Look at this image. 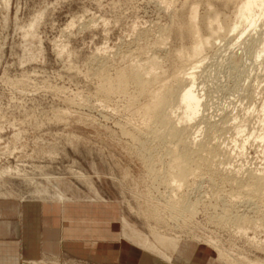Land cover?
<instances>
[{
    "label": "rangeland",
    "instance_id": "rangeland-1",
    "mask_svg": "<svg viewBox=\"0 0 264 264\" xmlns=\"http://www.w3.org/2000/svg\"><path fill=\"white\" fill-rule=\"evenodd\" d=\"M239 4L240 0H0V137L14 153L0 163V197L116 199L123 209V235L130 232L126 219L148 235L157 230L180 241L207 244L223 264L264 262V204L247 202L246 191L220 179L219 192L209 190L207 182L187 187L196 212L181 220L172 218L167 205L170 188L162 176L152 174L149 148L140 144L148 138L138 132L144 125L142 105L152 99L148 94L161 82H172L185 65L181 64V55L193 45L186 27L190 8L195 5L201 35L208 36L205 20L212 18L219 19L222 33L221 38H215V45L204 51L203 65L197 69V88L205 103L192 121L194 136L202 139L209 134L212 139L207 142H226L230 149L233 145L236 159L232 168L264 167V150L259 142L247 146L243 155L237 154L242 150L234 144L236 137H242L235 136L232 117L259 105L264 95V62H253L255 49L249 43L252 33L247 31L240 37L239 31L233 33L231 29ZM39 13L37 37L29 38L24 33ZM154 56L160 59L155 68L158 76L149 86L153 91L149 88L148 98L139 95L134 85L109 97L102 94L100 88L108 77L116 84L120 72L147 63ZM252 119L250 129L259 126ZM220 120L219 128L225 135L219 131L220 137L214 135L218 138L213 139L208 126ZM223 122H228L225 127ZM15 132L20 136L15 138ZM150 143L146 145L151 150L157 148ZM159 165L155 167L159 169ZM8 167L13 168L12 173H4ZM229 192L235 195L230 202ZM226 201L232 206L229 212L224 210ZM240 217L243 226L236 221ZM44 258L38 264H67Z\"/></svg>",
    "mask_w": 264,
    "mask_h": 264
},
{
    "label": "bare ground",
    "instance_id": "bare-ground-1",
    "mask_svg": "<svg viewBox=\"0 0 264 264\" xmlns=\"http://www.w3.org/2000/svg\"><path fill=\"white\" fill-rule=\"evenodd\" d=\"M167 1L170 2V0H167ZM207 2H208V0H207ZM5 3H6V1H5ZM7 3H8V1H7ZM172 4H173V2H172ZM167 5H169V4H167ZM190 9H191L190 18H188L190 23H189V25H187L188 28L186 27V31L188 32L189 36L191 35V37H192L191 40H193V45L189 51H185L182 53L181 56L183 58V61H181V64H182V62L183 63L185 62L184 63L185 65L183 67H181V70H179V72H177L178 73L177 75L175 74V76H174L175 78L173 77L174 80L172 82L166 83L167 81L163 80L165 83L161 82L158 87L156 86V89H154L155 91L153 93L148 94L150 92L149 88H151V90H152V87H149V86H153L152 84L154 83V81H156L153 79H156L157 78L156 76H158L157 72L155 73V71H156L155 68L159 66L158 60H160V59H157L156 58L157 56H154L152 58L150 57V59L148 58V60H150V61H147V63L145 62L146 64L140 63V64H143V65H140V64H137V62H136V64H137L136 67L133 66V68H131V69L129 68L130 70L124 69L125 71H122V72L119 71L120 73L117 72V73H119L118 74L119 77H118V81L116 80L117 81L116 84L112 83V82H114L113 79H111V82H110L109 77H108V80L105 77L107 82L105 83L102 80L104 82V84L100 88V91L102 92V94L104 93L105 97H109V96L113 95L115 92H118V90H119V93H123L126 90V88L128 89V87L131 85L132 86L134 85V87H136V89H138L139 95L145 94V96H146V93L148 94V96L151 95L152 99L150 98L151 99L150 101L147 100L148 102H146V103L144 102V104L142 105V108H141L142 109L141 112H143V115H142L143 121L142 122L144 124V125H142L143 126L142 129H144V131L142 129L140 131L138 130V132H140V135L142 132L145 134L144 135L142 133V135H144L145 137L147 135L148 140L145 139L147 142H141L140 144L143 145L144 147L146 146V149L149 148V150L148 151L146 150V151L149 152L148 154H150V155H148V156H150V158L148 156L147 157L150 159V160L148 159V161H150L149 165H150V169H151L152 174L155 173L154 174L155 176H160V177L162 176L165 179V182L168 183L167 188H170V190H169L170 193L168 194L169 200L167 199L168 201L167 200L166 201L168 203L167 205H168L170 211L172 212L171 213L173 216L172 218H175L177 220L178 219L181 220V218L182 219L185 218L186 215L188 216L190 213L196 212L195 209H197L196 208L197 206L195 207V204L193 203V201H191L189 199L186 191L188 189L187 187H189L190 185L191 186L192 185L197 186L198 183L204 184V182L205 183L207 182L206 184H209L210 185L209 187H211V189H209V190L213 189V190H215L213 192H216V190H218V192H219V191H222L220 189L221 188L220 186L222 184L219 185V182H221L220 179H222V182L225 181V183L229 182V183L238 185L239 187H241L240 190H242L244 192L246 191V193H247L246 195H248L247 196V199H248L247 202H250L251 204L255 203L256 206L257 205L260 206V205L264 204V167L263 168H257L258 167L257 166L256 168H253L251 166L244 167L245 166L244 165L242 167L238 166V169H236L237 167L232 168V165L234 164L233 162H235V159H236V152H235L236 149L235 150L233 149L234 148L233 145H231L232 149H230L229 145L228 146H227V144L225 145L226 142L225 143H223L221 141L220 142L218 141L215 143H214V141H211L212 143L207 142L208 139H210L209 134H208L209 138H208V136L207 137L205 136L207 138L206 141H205L206 138L201 137L202 139H198L197 136L196 137L194 136L196 131L195 130H194L195 132L192 131L194 128L192 121L197 119V117L199 116V114L202 110L201 107L203 108L204 106H202V105H204L203 103H205V102H202L203 99H202V95L200 94L201 92L199 91L200 89L197 88V86H198L197 84H199L196 81L197 69L202 67L200 64L203 65V61L205 59V58H203L204 51L210 45H212L213 42H215L214 40H216L218 37L221 36L219 34L222 33V32H220V29L222 28L221 27L222 24H220V21L218 18H216V19L212 18V19L205 20V29L207 31L208 36H206V37L202 36L201 33L199 32V25H198L199 14H198L197 6L194 5V7L190 8ZM40 15L41 14L39 13V15L34 16L32 21L29 22L30 23L29 26L27 25L29 27V30H27V32L24 33V34H26L27 37L34 38L36 36V28H37L38 23H39ZM236 17H237V19L235 18V20H237V21L236 22L234 21L235 22V23H233L234 26H233V28L231 27L232 32L234 33V32L239 31L240 37H242L247 31H250L249 34L252 33L251 34L252 39H251V41H249V43L251 42L252 43L251 46L255 49L254 52H252V53H254L253 54V62L255 60L254 64H258V63L261 64L262 62H264L263 61L264 60V0H240V4L238 5V8L236 10ZM241 27H243V28H241ZM259 28H261V29H259ZM231 29H229V30L231 31ZM258 29H259V31H257ZM23 30H24V28H23ZM217 35H219V36H217ZM242 42H244V41H242ZM254 44L256 45L257 48H255ZM247 46H248V44H247ZM63 49L64 48H62L61 51H63ZM104 49H106V48H104ZM61 51H59L60 54L62 53ZM134 64H132V65H134ZM252 66H253V64H252ZM254 68H256V67H254ZM121 69H123V68H121ZM106 73H108V72H106ZM260 74H261V72H260ZM115 75H114V77H116ZM102 76H104V75L102 74ZM149 76H150V78H149ZM256 83H258V81ZM259 84L260 83H258V85ZM254 85H255V83L253 84V86ZM254 87H257V88H255V89H253L252 87L251 88L253 89L254 92H256V89H258V86H254ZM245 89H244V91H246ZM100 91H99V93H100ZM250 91L252 92V90H250ZM248 92H249V90H248ZM258 93H257V95H258ZM263 93H264V90H263ZM124 95H125V93H124ZM250 95H251V93H250ZM245 96H246V92H245ZM251 98H252V96H251ZM143 100H144V98H143ZM132 102H134V101H132ZM135 102H138V100ZM247 106H250V105H247ZM138 113H139V111H138ZM241 114H238V112H237L236 115H234V114H233L234 116L232 115L233 116L232 118L235 120V122H234L235 123L234 126L236 129L235 136L242 137L241 139H238L236 137L234 140V142H235L234 144H236V145L239 144V146L237 145L236 147H239V149L242 150L241 152L239 151V153H237V154L243 155L244 150L247 149V146H249L251 144L253 145L255 142H259L260 144H258V145H261L263 148L262 150H264V95L261 97L259 105L254 104L252 107H248L244 114H242V115ZM255 114L257 116L255 118H257V119H252ZM132 115H133V113L131 114V116ZM138 116H140V114ZM251 119L256 120V122H257L256 125L258 124L259 126L257 125L258 127L255 126L256 128L253 127L250 129L249 127H252V126H249ZM222 120H220V122L217 121V124L219 123L221 125ZM230 120H228V122ZM131 121H133V120H131ZM228 122H226V123H228ZM211 123H213V122H209V124H211ZM131 124H132V122H131ZM209 124H207L205 126H208ZM217 124L209 125L208 126L209 128L207 129L208 133L212 132L213 136L214 135L219 136V134H217V133L221 130V128H219V124L218 125ZM225 124H224V122L222 123V125H224V127H225ZM234 126H233V129H234ZM221 127L224 128L223 126H221ZM224 130L226 131V129H224ZM128 132H130V131L128 130ZM197 132H201V129L197 130ZM205 132H203V133L207 134ZM220 132H222V131H220ZM197 134H199V133H197ZM19 136H20V133L15 132L14 137L16 138ZM215 136L213 137V139L215 138ZM218 136L216 138H218ZM141 137L143 138V136H141ZM138 138H139V136H138ZM145 140H143V141H145ZM148 141H149V145H151V143H150V141H151L154 144H156L157 148H154L151 150V148L148 147V145H146L148 143ZM152 146L156 147L154 145H152ZM13 154L14 153L12 151H10V147L6 143V141H4L0 137V163H2L3 160H5L6 158H9V157L11 158V156ZM157 164H161V165H159V169H157L158 168ZM261 167H262V165H261ZM12 172H13L12 167H8L7 169H4V173H12ZM234 172L237 173L236 176H234ZM240 173H243V176L237 177V175H239ZM190 179L192 180L191 183H189ZM184 188H185V190H184ZM198 188H200V187H198ZM236 189H238V188H236ZM223 193H225V192H223ZM228 195L230 197L228 199L230 202V201H232V198L235 195L231 196L232 195L231 192H229ZM220 196H218L217 199H219ZM221 198H223V197H220V199ZM221 200H224V198ZM244 200L242 202H244ZM227 202L228 201H226V203ZM228 203L224 208L225 212L231 211L230 208H232V206L230 203L229 204ZM224 204H225V202H224ZM168 207H166V208H168ZM225 212H223V214ZM229 214H231V212ZM233 214H235V213H233ZM227 216H229V215H227ZM236 221L240 224L243 221V219L240 217V219L239 220L236 219ZM252 222H255V221H252ZM124 223L126 224L127 227L128 226L130 227V232L124 233V236L126 238L134 241L135 243H137L138 245H140L141 247L145 248L148 251L155 252V254L156 253L159 254L164 259L170 260L171 255L168 252H171L173 250H177L178 246L181 242L179 237H177V236H169V235H166L164 233H159L157 230L152 231V235H148L147 233L145 234L142 231L138 230L135 226L128 224L126 219H124ZM243 223L245 224V222H243ZM243 223H241V225ZM248 223H250V222H248ZM239 224H237V225L241 226ZM262 224H261V226H262ZM242 226H241V229H242ZM253 226L258 227L257 223L253 224ZM250 227L252 229V226H249V228ZM255 227H253V230ZM262 227H264V225ZM254 231H256V230H254ZM47 258L55 259L56 261L63 260L67 264H85L84 262L77 261L76 259H72V260L67 259V258L66 259H60L57 257H50V256H47L44 259H47ZM38 262H40V260H27V261H23L22 264H38ZM53 264H58V263L54 262ZM247 264H264V262L263 261L248 260Z\"/></svg>",
    "mask_w": 264,
    "mask_h": 264
},
{
    "label": "crops",
    "instance_id": "crops-1",
    "mask_svg": "<svg viewBox=\"0 0 264 264\" xmlns=\"http://www.w3.org/2000/svg\"><path fill=\"white\" fill-rule=\"evenodd\" d=\"M119 200L0 197V264L43 257L85 264H223L207 244L186 239L167 260L123 235Z\"/></svg>",
    "mask_w": 264,
    "mask_h": 264
}]
</instances>
